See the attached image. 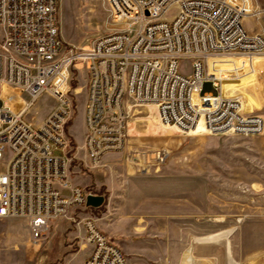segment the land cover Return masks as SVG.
I'll list each match as a JSON object with an SVG mask.
<instances>
[{
  "label": "built area",
  "instance_id": "2783aa9c",
  "mask_svg": "<svg viewBox=\"0 0 264 264\" xmlns=\"http://www.w3.org/2000/svg\"><path fill=\"white\" fill-rule=\"evenodd\" d=\"M107 1L113 23L127 29L97 39L88 51L68 52L59 0H0V219L26 220L34 241L68 206L87 207L93 196L68 188L62 105L39 125L26 119L45 94L64 103L78 55L86 54L80 61L88 70L84 149L94 167L127 150L129 124L142 106L156 109L160 126L186 133L199 125L213 135L264 133V114L246 113L239 98L222 96L226 74L218 70L219 61L239 62L232 67L239 72L264 57V37L244 27L243 0ZM172 9L175 14L167 18ZM182 60L190 61L187 75L179 71ZM205 82L219 95H202L194 103ZM6 88L13 92L12 106L3 97ZM57 149L64 155L57 156ZM167 153L159 148L141 158L161 164ZM83 229L90 251L80 264H128L93 219Z\"/></svg>",
  "mask_w": 264,
  "mask_h": 264
},
{
  "label": "rangeland",
  "instance_id": "374dc122",
  "mask_svg": "<svg viewBox=\"0 0 264 264\" xmlns=\"http://www.w3.org/2000/svg\"><path fill=\"white\" fill-rule=\"evenodd\" d=\"M253 5L244 27L264 37V0ZM174 14L172 9L167 18ZM59 19L68 52L88 51L97 39L127 29L113 23L107 0H59ZM262 61L254 58L249 71L239 72L232 71L239 62L219 61L218 70L242 73V94L254 78L253 64ZM190 66L182 60L179 71L187 75ZM87 83V64L74 62L64 103L45 94L26 119L39 124L62 105L68 188L80 187L104 203L98 208L72 203L40 241L32 239L26 220L0 219V264L82 263L90 251L83 229L88 219L121 249L128 264H264V133L213 135L203 128L186 133L160 126L156 109L142 106L129 124L127 150L107 155L94 167L84 149ZM260 89L264 92L261 78ZM208 94L219 95L212 82H205L203 94H194V103ZM237 94L231 91L233 98ZM13 96L4 90L11 104ZM3 105L0 100V109ZM159 148L168 152L163 163L141 158ZM55 154L64 155L61 149Z\"/></svg>",
  "mask_w": 264,
  "mask_h": 264
},
{
  "label": "crops",
  "instance_id": "0c3cea01",
  "mask_svg": "<svg viewBox=\"0 0 264 264\" xmlns=\"http://www.w3.org/2000/svg\"><path fill=\"white\" fill-rule=\"evenodd\" d=\"M243 4L248 14L251 13L252 10L254 9L253 0H243ZM253 65L255 67H254V78L252 79V83L248 87H244V90L242 92L243 111H245L246 113H252V112L257 113V111L264 110V101L262 98L264 92L260 89V78L264 80V61L257 62ZM241 74L242 73H239L240 76L238 77H240L241 84H243V79ZM6 90L10 91L7 88ZM233 93L236 94L237 92L233 90Z\"/></svg>",
  "mask_w": 264,
  "mask_h": 264
},
{
  "label": "bare ground",
  "instance_id": "6f19581e",
  "mask_svg": "<svg viewBox=\"0 0 264 264\" xmlns=\"http://www.w3.org/2000/svg\"><path fill=\"white\" fill-rule=\"evenodd\" d=\"M78 56L80 57L78 61H84V59L86 58L85 57L86 54H81ZM255 58H262V57H255ZM238 85H240V80H239V77H237L236 75L229 74L225 77H222V96L224 98H233V96L231 95V91L235 90L238 93L236 98L243 100L242 94L239 93ZM8 105L12 106L10 102L8 103ZM39 124L34 123V125H39ZM200 128L201 129L203 128L202 125H199L196 131H198Z\"/></svg>",
  "mask_w": 264,
  "mask_h": 264
},
{
  "label": "water",
  "instance_id": "95a60500",
  "mask_svg": "<svg viewBox=\"0 0 264 264\" xmlns=\"http://www.w3.org/2000/svg\"><path fill=\"white\" fill-rule=\"evenodd\" d=\"M103 203H104L103 197L89 196L87 199V206L88 207L98 208V207L102 206Z\"/></svg>",
  "mask_w": 264,
  "mask_h": 264
}]
</instances>
